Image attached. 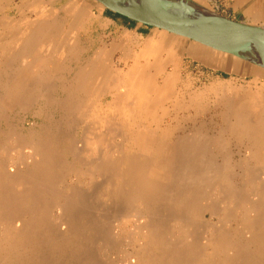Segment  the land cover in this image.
Instances as JSON below:
<instances>
[{"label":"bare ground","instance_id":"bare-ground-1","mask_svg":"<svg viewBox=\"0 0 264 264\" xmlns=\"http://www.w3.org/2000/svg\"><path fill=\"white\" fill-rule=\"evenodd\" d=\"M176 2L219 14L194 0ZM73 6L75 20H84ZM251 32L264 40V28ZM8 33L0 37V250L23 249L38 226L50 233L53 225L62 246L69 242L75 250L76 241L89 242L81 246L84 264H100L93 239L104 242L102 250H119L127 232L142 240L128 238L129 264H264V62L193 40V56L202 63L252 75L206 86L198 79L187 83L176 64L168 72L158 63L155 39L131 59L119 57L121 68L108 73L101 46L86 56L79 39L70 40L78 50L66 51L67 34L55 38L45 31L31 42V34L13 39ZM29 54L36 65L20 62ZM105 88L111 96L104 106L95 94ZM205 112L220 117L216 132L204 128L203 122H213ZM19 113L31 117L23 118L30 122L22 125L23 135L14 124ZM229 141L242 148L231 151ZM234 152L238 159L230 163ZM15 255L16 262L23 259ZM0 257V264H13ZM26 259L17 264H34Z\"/></svg>","mask_w":264,"mask_h":264},{"label":"crops","instance_id":"crops-1","mask_svg":"<svg viewBox=\"0 0 264 264\" xmlns=\"http://www.w3.org/2000/svg\"><path fill=\"white\" fill-rule=\"evenodd\" d=\"M38 1H39V3H38ZM194 1L198 2L201 5L203 4V6L205 8L213 10L214 12H217V13L219 12L220 15L225 16L230 20H233L236 22L238 21V23L245 24L248 26H264V3H263L264 0H244V1L243 0H194ZM248 3H249V5H248ZM73 5H75V6L79 5L80 6V13L82 12V14H84L83 15L84 20L79 19L80 22H79V20H75V18H76V17L74 18L75 10L72 9V8H74ZM32 8H34V9H32ZM27 9H29V10H27ZM70 9H71V13H70ZM233 11H234V13H233ZM42 13H44V14H42ZM46 13H48V14H46ZM63 13H64V15H63ZM253 14H254V16H253ZM68 15H70V16H68ZM40 17H41V19H40ZM29 24L31 25V27H29ZM45 31L50 36L54 35L55 38H60L61 36L67 34L68 35V37H67L68 42H67V46H66L67 52L68 51L70 52L71 50L73 51L74 49L78 50V48H79L80 51H84V54L86 56H92L94 54V51H96L100 46L103 47L104 48V68L106 69V72H108L107 70H110L112 72H116L117 67H118V69L121 68L118 61H116L117 59L119 60V57H121L123 59H131L135 54L140 53V50L142 49V47H144V43H147L150 40L153 41V39H155L156 40L155 49L157 47V49H156L157 55H155V56L157 58L158 63H160L161 61H164L165 67L167 65L169 66V67H167L168 72L172 71L174 64H176V66L179 68L181 76L184 77V79H186V81H188L187 83H190L191 81L193 82L194 80L196 81L198 79L197 81L200 80L201 84L202 83L205 84L206 82H208L205 84L207 86V84L209 85V83L210 82L212 83V81L218 82L217 80L222 81V79H224L223 81H225L228 78H231V76H234V77L236 76L237 78L238 77H244L246 80H248V78L250 79V77H252V75H249L250 77L248 75L242 76L241 73L240 74H236V73L230 74L224 70H221L220 68H214L212 66H209L207 64L202 63L199 58L193 56V54H195L194 51H197V48H198V44H196L195 41L188 39V38H184V37L174 36V35L169 34V33L161 35L158 33V30H156V28L154 29L153 27L137 23L135 21H132L128 18H125L119 14H116V13L110 11L108 8H105V6L99 0H0V37H2V35L6 36L7 34H5V33H8V32H9L8 34L13 39H17L19 37V35H21V37H22V35L31 34L32 40H30V41L34 42V39H37L36 36H38L39 34H43V32H45ZM152 32H154V33L152 34ZM12 33H17L16 34L17 36L12 35ZM68 33H70V34H68ZM127 33H128V35H127ZM129 34H131V35H129ZM109 36H110V38H109ZM123 36H124V39L127 37V40L129 41L127 44L124 43V40L122 38ZM99 38H101L100 42L98 41ZM77 39H79L81 42L80 45L78 44V48L76 46L71 47L70 40L72 42H76ZM173 39H175V40H173ZM175 41L178 43H176ZM136 43H139V45L136 46ZM172 43L174 45H172ZM188 44H190V45H188ZM177 46H178V49H177ZM37 50L41 54L39 46L36 47V51ZM168 52H170V55H168ZM181 53L183 56L181 55ZM198 53H196V55L199 56ZM168 59H169V61H168ZM49 61H50L49 58H47V60L45 59L44 64H46V66H50L51 61L50 62ZM20 62H22V63L28 62V64L36 65L35 59H34V57L31 56V54H29L26 57L23 56L20 59ZM249 65H252V64H250L248 62L245 64V66H249ZM185 76H187V77L185 78ZM212 76H214V77H212ZM190 77H193V79ZM104 80H105V78H104ZM260 81H264V77H260ZM205 85H201V86H205ZM53 95L56 98L60 97V93L56 89H54ZM110 96H111V92L108 88H105L104 90L98 92V94H95V97H97L96 100H98L99 103L101 105H104V106L106 105V103L109 102ZM219 111H220V109H219ZM191 112L189 114H194L193 113L194 111H191ZM215 112L218 113V110L216 109ZM205 113L211 115V121L213 120V122L212 123L210 121L206 122V123L203 122L205 124L204 128L208 127L207 129H210L209 131L212 130V131L216 132V129L218 130L219 126H222V125H220V123H221L220 117L216 116L215 114L213 115V112L212 113L211 112H205ZM201 115H203V113L200 114V116ZM217 117H219V118H217ZM214 120H215V122H214ZM187 121L188 122H187L186 127H192L191 126L192 124H188V123L193 122V121H191V120H187ZM218 123H219V126H217ZM224 136H225V138H229V136H230V139H231V135L228 133H225ZM229 142H230L229 144H230L231 151L237 150L238 148H242V146L236 147L234 145V143H236V142H233V141L232 142L229 141ZM237 159H238V157L236 156V153L233 154L231 156L230 163H232L233 161H235ZM234 171L235 172H233V171L232 172L235 174L237 170H234ZM261 174H263V177ZM261 174H260V177H262L264 180V173H261Z\"/></svg>","mask_w":264,"mask_h":264},{"label":"water","instance_id":"water-1","mask_svg":"<svg viewBox=\"0 0 264 264\" xmlns=\"http://www.w3.org/2000/svg\"><path fill=\"white\" fill-rule=\"evenodd\" d=\"M99 1L110 11L137 23L168 30L246 61L264 62V40L251 32L264 26L241 24L213 12L189 8L176 0H160L155 6L139 0ZM198 31L206 32L210 39L199 37Z\"/></svg>","mask_w":264,"mask_h":264},{"label":"rangeland","instance_id":"rangeland-1","mask_svg":"<svg viewBox=\"0 0 264 264\" xmlns=\"http://www.w3.org/2000/svg\"><path fill=\"white\" fill-rule=\"evenodd\" d=\"M26 115H27V113H19V115L16 117V119H14L15 120L14 124L17 126V130L16 131L19 132L21 135H23L24 133H27V130L25 131V128H23L22 125L24 123H25L26 127H28L30 125L29 121H26V120L23 121V118L28 116V115L27 116ZM189 115H193V114H189ZM27 118L31 119L30 116L27 117ZM189 120L192 121L193 119L191 118ZM190 123H192V122H190ZM66 158H67L68 161L70 160L68 157H66ZM64 178H65L66 181H67V179L69 181V180H73L74 177L66 176ZM22 207H23V205L21 206V208ZM24 208H25V206H24ZM48 227H49L48 229L50 230V233L47 232L41 225H40V227L38 226V231L35 234H33L34 237H35V239H33V241H32L33 243L23 242V245H24L23 249L22 248L20 249L18 247L12 248V246H10V247L7 246L6 249H1L0 250V254L2 255L3 258L6 257L13 264H17V262L19 263L23 259L27 260L26 258L31 259V262L34 263V264H84V262H85L84 260H83V263L79 261L80 256L83 255V251L81 249V246L82 245L83 246H87V245H89L88 244L89 242L87 240L86 241H82V242L76 241L73 244L75 246V250L72 249V247L70 246L69 242H65L64 245L62 246V244H61L62 242L59 241V239L56 236V234L52 233V231L53 232L55 231L54 230V226L53 225H48ZM51 229H52V231H51ZM128 233L129 232L124 234V236H126L124 240H123L124 236L121 237L122 240L124 241V242L121 241L124 244V245L122 243L120 244V246L122 245V248L120 247L121 250L120 249L118 250V248H113L112 249L111 247H108V249L104 248V250H102L104 242L101 241V240H98V239H93L92 245L90 247L93 248L95 253H97V254H99L101 256L100 264H102V263L103 264H119V263L120 264L121 263L122 264H125V263L129 264V262L132 261L133 258L131 256L133 255L134 251L132 250V246H131L132 243L128 244V242H129V240L131 241V238L134 239V237H135V239L136 238L138 239L137 240V242H138L137 244H140L142 242V240L139 241V237H137V235H135L134 233H133L134 237H133V234H131V233L128 234ZM129 235H132V236L130 237ZM127 236H129V237H127ZM128 238H129V240H128ZM100 243H101V245H100ZM95 244H97V246L99 245V247H95L96 246ZM96 249L97 250L99 249L98 252H96L97 251ZM125 251H126V253H124ZM15 253H22L23 259L21 261H17L16 262ZM43 256H45L46 258L44 259ZM119 256L121 258L120 262H119L120 259H118ZM41 257L43 258V260L41 259ZM122 257H123V259H122ZM130 257L132 259H130ZM13 258H15V261L13 260V262H12ZM103 258H105V259L102 260ZM0 259H2V258L0 257ZM126 259L129 260V261H127ZM25 264H27V263H25ZM91 264H96V263L94 262V263H91Z\"/></svg>","mask_w":264,"mask_h":264}]
</instances>
